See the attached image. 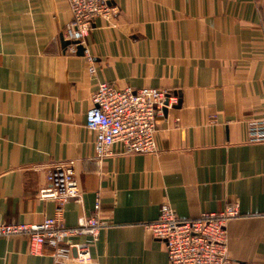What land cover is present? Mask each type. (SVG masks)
I'll use <instances>...</instances> for the list:
<instances>
[{"label": "crops", "instance_id": "obj_1", "mask_svg": "<svg viewBox=\"0 0 264 264\" xmlns=\"http://www.w3.org/2000/svg\"><path fill=\"white\" fill-rule=\"evenodd\" d=\"M111 20L94 19L84 46L65 52L66 0H0V220L37 223L55 214L40 199L47 171L74 161L81 201L62 223L93 213L103 226L89 264H169L165 245L143 226L169 203L196 218L239 203L227 222L229 256L264 264V141L247 121L264 115V0H114ZM99 81L167 89L176 103L156 117L152 153L94 159L85 127ZM26 235L0 237V264H53L29 254Z\"/></svg>", "mask_w": 264, "mask_h": 264}, {"label": "built area", "instance_id": "obj_2", "mask_svg": "<svg viewBox=\"0 0 264 264\" xmlns=\"http://www.w3.org/2000/svg\"><path fill=\"white\" fill-rule=\"evenodd\" d=\"M71 19L65 24L62 39L67 41L65 52L83 55L90 74L95 73L93 57L84 46L85 37L95 18L111 20L117 10L114 0H66ZM91 106L85 114V127L94 133L93 151L97 162L113 153L112 145L119 142L127 153H153L156 150V117L163 106L176 103V96L167 89L155 87H116L99 81L90 97ZM250 142L264 141V115L247 121ZM74 161L53 165L46 173L45 184L38 190L40 199L55 202V214L37 223L0 220V237L26 235L29 254H42L49 249L53 264H89L92 248L103 222L99 217L97 195L93 213L79 217L75 226L62 223L63 206L69 200L81 201V188L76 178ZM240 216L239 203L231 201L220 211L205 212L196 218L177 217L172 206L160 205L155 220L144 223L151 235L166 248L169 264H250L232 259L227 248V222Z\"/></svg>", "mask_w": 264, "mask_h": 264}, {"label": "water", "instance_id": "obj_3", "mask_svg": "<svg viewBox=\"0 0 264 264\" xmlns=\"http://www.w3.org/2000/svg\"><path fill=\"white\" fill-rule=\"evenodd\" d=\"M66 44H68V42L67 41H65V40H62V45L63 46H66ZM77 54H80V55H83V51H84V48L81 46V45H79L78 47H77Z\"/></svg>", "mask_w": 264, "mask_h": 264}]
</instances>
